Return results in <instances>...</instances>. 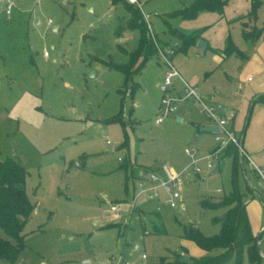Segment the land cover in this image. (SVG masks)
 <instances>
[{
	"label": "rangeland",
	"instance_id": "374dc122",
	"mask_svg": "<svg viewBox=\"0 0 264 264\" xmlns=\"http://www.w3.org/2000/svg\"><path fill=\"white\" fill-rule=\"evenodd\" d=\"M194 1L146 0L143 9L159 43L175 40L181 46L178 34L195 30L202 31L199 40L233 43L240 54L218 59L222 51L196 43L178 49L173 59L184 80L197 76L202 99L218 104L216 92L234 94L248 77L256 79L246 65L257 44L243 32L258 29L264 39V0H226L220 16L203 11L193 19L169 17ZM130 19L125 0H0V157L21 162L24 191L34 205L22 230L24 250L14 262L0 264H99L109 256L129 264H176L213 257L221 250L206 252L185 234L196 228L205 237L217 235L224 210L203 207L202 201L215 203L235 190L264 228V206L255 194H264V184L246 160L233 183L231 158L211 159L212 169L201 161L199 176L181 187L180 206L171 208L159 189L153 200L141 197L130 216L127 207L120 215L110 212L112 204L130 202L141 183L149 185L150 169L179 172L190 161L185 148L200 157L218 146L212 133L199 131L212 122L196 101L155 122L164 94L157 52L139 73L116 67L128 63L127 53L142 38ZM175 86L173 96L181 93L180 81ZM250 158L260 165V157ZM0 237L7 238L1 228ZM223 264L249 261L244 254L241 262Z\"/></svg>",
	"mask_w": 264,
	"mask_h": 264
},
{
	"label": "trees",
	"instance_id": "16d2710c",
	"mask_svg": "<svg viewBox=\"0 0 264 264\" xmlns=\"http://www.w3.org/2000/svg\"><path fill=\"white\" fill-rule=\"evenodd\" d=\"M226 2V0H195L190 6L169 14V17L193 19L203 11L217 12L221 15ZM252 4L251 14L256 10L255 2ZM125 5L131 12L130 26H138L142 31L139 47L130 53L126 52L128 63L124 66H116L129 75L132 72L139 73L150 55L156 53L157 50L155 44L147 38V28L142 21L140 12L127 4L126 1ZM201 33V30L192 31L188 35L179 33L184 44L179 45L177 50L184 51L188 46L196 44L201 38ZM243 35L249 41H256L261 36V31L258 29H254L251 33L244 31ZM231 53L240 54L233 43L228 40L223 54L228 56ZM253 102H264V94L255 97ZM221 153L223 156L220 160L232 159V182L235 183L237 169L239 165H242L239 151L235 145L229 144ZM25 176L26 171L19 160L0 157V228L7 236V238L0 237V260L14 262L26 246L22 230L34 210V205L24 191ZM202 206L224 210L220 232L217 235L205 237L198 229L191 228L185 236L206 252L217 249L221 252L209 258H194L187 263L177 260L176 264H223L231 259L241 262L244 254H246L249 264L259 263L261 255L258 241L261 235H254L251 231L243 195L235 190L215 203L202 201ZM155 220L159 222L160 216H155Z\"/></svg>",
	"mask_w": 264,
	"mask_h": 264
},
{
	"label": "built area",
	"instance_id": "2783aa9c",
	"mask_svg": "<svg viewBox=\"0 0 264 264\" xmlns=\"http://www.w3.org/2000/svg\"><path fill=\"white\" fill-rule=\"evenodd\" d=\"M125 1L127 4L140 12L142 21L147 28V38L155 44L159 59L164 67V77L162 80L164 94L158 104L155 122L157 124L162 123L166 116L176 113L181 104L186 103L189 100L196 101L199 104L200 112L203 113V115L212 122L213 126L218 129L217 133L213 135L214 141L218 144V146L211 152L200 157L196 156L194 149L185 148L184 153L189 157L190 161L188 165L179 172L166 166L159 167L157 171L155 169H150L146 175L152 185L145 186L141 183L139 185V191L136 194H133L130 202L114 203L109 208L110 212L115 215H120L123 207H127V215L130 216L133 211H135L136 202L140 196L144 195L147 199H155L159 196V189L166 191L168 197L165 199V202L171 208L182 205L181 187L186 181L200 174L201 167L199 166V163L201 161H206V168L212 169L213 164L211 159L219 160L222 150L229 144H233L237 147L241 161L246 160L253 173L259 179V182L264 184V164L256 165L251 160L249 154L241 145L239 138L230 127V123L233 121L235 113L233 111L222 112L218 105L206 102L198 94L195 86L181 77L176 65L173 62V57L179 47V44L177 42H172L168 45H161L157 42L155 37L156 35L150 21L151 15L146 13L143 9V1L146 0ZM10 8L11 4H7V14H9ZM48 24H51V20H48ZM44 55H47V53L45 52ZM175 80H179L181 83V93L173 96L171 92L175 90ZM211 98H213V96H211ZM99 264L129 263L123 261L121 256H109L105 261Z\"/></svg>",
	"mask_w": 264,
	"mask_h": 264
},
{
	"label": "crops",
	"instance_id": "0c3cea01",
	"mask_svg": "<svg viewBox=\"0 0 264 264\" xmlns=\"http://www.w3.org/2000/svg\"><path fill=\"white\" fill-rule=\"evenodd\" d=\"M178 36L180 37L179 34ZM198 41L196 43H198ZM174 42L176 41L174 40ZM170 43H172V41L160 42V44L162 45H168ZM255 43L257 44V46L255 47L254 53L252 54L250 61L247 63L246 68H249L250 73L255 74L256 79L252 80L250 77H248L244 89L238 88V90L234 94H228L227 92H222V94H218V92H216L218 95L217 97L222 100L219 101V103L216 105L220 107L222 112L233 111L235 113V117L233 121L230 123L231 129L234 131L235 135L239 138L241 145L247 151L249 156L260 157L259 164L263 165L264 164V102H253V99L258 95L264 94V39H262V37L260 36ZM224 44L223 45H221L220 43L216 44V42L214 41H211V43L206 42V49L210 48L214 50V52L217 50L222 51L217 57L218 59H223L227 57L223 54V50L225 48ZM251 61H253L254 63H252ZM205 64H206L205 69L206 70L209 69L210 67L209 64L207 63ZM160 65L162 67V74L164 77V67L161 61H160ZM180 75L183 74L180 73ZM186 76H187L186 79L189 83L193 84L194 86L197 85L198 83L197 76L189 75V74H187ZM162 80L160 81L161 88H162ZM178 120L181 121V118H178ZM129 167L131 170L136 168V166H132V165ZM140 175H145V174H139L138 177L136 178H139ZM147 181L149 183V185L147 186H151L152 184L150 183L149 179ZM261 192L262 190H255V194L259 199L260 205L264 206V194H262ZM141 197H145V196L144 195L140 196L137 201H139ZM149 200H153V199H149ZM245 204H246V212L252 233L254 235H261V238L258 241V244L262 246V249L260 250V255H261V260L259 261L260 264V262L264 260V228L261 223V220L259 221V223L257 219L253 220L249 208V203H245ZM150 207L156 208L158 212L156 203L154 202L151 203ZM257 211L259 213V219H261V209L257 208ZM152 213L151 215L153 216V218L159 215L158 213H154V214Z\"/></svg>",
	"mask_w": 264,
	"mask_h": 264
},
{
	"label": "water",
	"instance_id": "95a60500",
	"mask_svg": "<svg viewBox=\"0 0 264 264\" xmlns=\"http://www.w3.org/2000/svg\"><path fill=\"white\" fill-rule=\"evenodd\" d=\"M54 30H56V28H54ZM198 47L201 48L202 50H205L206 49V42L203 41V40H199L198 43H197ZM163 88V87H162ZM180 120V119H179ZM199 131L200 132H209V133H212V134H215L217 133L218 129L217 127L211 125V126H206V127H200L199 128ZM241 160V159H240ZM216 171H213V173H215ZM181 262H189V260H186V259H181L180 260ZM87 263H89L90 261L87 260L86 261Z\"/></svg>",
	"mask_w": 264,
	"mask_h": 264
}]
</instances>
